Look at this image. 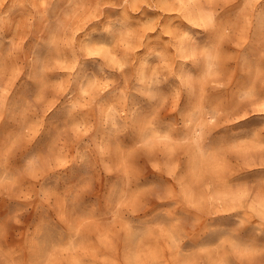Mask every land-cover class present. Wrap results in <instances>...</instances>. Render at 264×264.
<instances>
[{"label": "rangeland", "instance_id": "obj_1", "mask_svg": "<svg viewBox=\"0 0 264 264\" xmlns=\"http://www.w3.org/2000/svg\"><path fill=\"white\" fill-rule=\"evenodd\" d=\"M259 90L264 0H0V264H260Z\"/></svg>", "mask_w": 264, "mask_h": 264}, {"label": "snow or ice", "instance_id": "obj_2", "mask_svg": "<svg viewBox=\"0 0 264 264\" xmlns=\"http://www.w3.org/2000/svg\"><path fill=\"white\" fill-rule=\"evenodd\" d=\"M258 94L264 96V90H259ZM243 111V109H241ZM236 116L239 117L229 126H225L221 128L218 132H216L210 141V146H220V145H234L236 142L250 139L254 135V130H261V142L264 143V111L260 113H251L248 115L241 116L239 112L236 113ZM10 127V125H0V141L3 140V133L5 127ZM46 137L42 135L37 142L29 149L26 155H32L33 153L40 151L42 145L45 142ZM188 166L187 159L181 161V171H185ZM255 177H264V164H261L256 170H248L241 175L237 176L234 179V183L250 181ZM2 219V217H0ZM229 219L230 218H226ZM240 242L241 245L247 244L250 239V233L246 230L241 235L235 238ZM230 259L228 264H236V255L234 253H229ZM201 264H205L202 260ZM260 264H264V251L260 253Z\"/></svg>", "mask_w": 264, "mask_h": 264}, {"label": "clouds", "instance_id": "obj_3", "mask_svg": "<svg viewBox=\"0 0 264 264\" xmlns=\"http://www.w3.org/2000/svg\"><path fill=\"white\" fill-rule=\"evenodd\" d=\"M120 26V22H113L112 23V28L113 29H116V28H118ZM102 31L104 30L103 28L101 29Z\"/></svg>", "mask_w": 264, "mask_h": 264}]
</instances>
